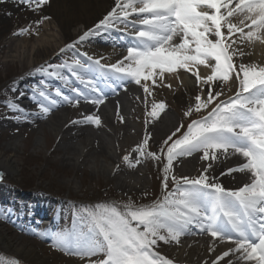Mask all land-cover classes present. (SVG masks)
I'll use <instances>...</instances> for the list:
<instances>
[{"label": "snow or ice", "instance_id": "6c2138e0", "mask_svg": "<svg viewBox=\"0 0 264 264\" xmlns=\"http://www.w3.org/2000/svg\"><path fill=\"white\" fill-rule=\"evenodd\" d=\"M17 2L39 12L49 0ZM133 15L135 19H129ZM44 19L48 17L36 23ZM114 23L134 29L125 33L127 55L122 60L106 65L84 53L91 63H81L76 58L70 64L65 61L35 69L66 82L68 78L62 70L68 69L85 89L73 87L75 95L69 96L56 88L55 96L68 104L79 105L84 100L98 107L106 99L97 82L99 74L112 91L127 81L139 85L147 104L153 88L163 85L165 74L184 70L192 73L200 85V94L184 115L191 118L194 113L206 114L191 119L186 130L173 140L184 128L183 124L179 125L164 141L160 154L148 150L149 136L146 135L134 149L138 153L136 158L123 157L130 167L137 166L142 159L160 161L161 156L165 157L164 195L160 199L148 205L105 202L86 208L77 214L71 230L51 234L53 246L81 260L87 259V264H173L157 250L159 242L179 243L181 237L198 232L211 236L214 241L234 245L213 264L230 254L244 264H264V66L237 65L234 57L244 53L233 47L237 39L264 42V0H116V6L96 28L108 29ZM29 31L30 26L20 29L18 34ZM93 31L90 29L67 48H74ZM237 33L239 36L233 39ZM201 67L207 74H200ZM233 78L238 81L237 91L220 99L223 90L214 92L213 86L227 84ZM32 98H40L38 106L44 114L58 103L47 86L34 88ZM8 106L24 111L15 102H9ZM165 108L163 102L153 101L148 115L158 118ZM73 123L99 126L101 119L99 115H87L83 121ZM195 153H202L203 161L242 157V163L221 175L246 173L249 182L237 189L225 188L219 177L209 174L212 163L196 177L176 176L174 161ZM169 180L173 182L171 190ZM101 255L103 259H92ZM0 264L20 262L14 258L0 259Z\"/></svg>", "mask_w": 264, "mask_h": 264}, {"label": "rangeland", "instance_id": "374dc122", "mask_svg": "<svg viewBox=\"0 0 264 264\" xmlns=\"http://www.w3.org/2000/svg\"><path fill=\"white\" fill-rule=\"evenodd\" d=\"M53 4L51 6L50 4H47L48 8H46V10H44L45 6H43L39 12H34L29 8L22 10L14 9L9 2L0 0V100L9 96H12L13 100H15L22 95V93L23 95L28 94L33 97V89L37 87L41 88L37 82H35V71L30 72L32 67L35 69L34 66L38 64V59L48 55L45 59L49 58L51 64L59 65L63 64L66 59L72 61L77 58L75 53H73V48H67L60 52L58 51L63 49L66 41L68 42V40L74 38L77 33L82 31L87 23H84L83 21L79 22V24L84 25L81 29L76 31L74 30V27H71L72 24L64 23V21L69 20L70 17L64 19L62 18V15L68 13L72 14L71 17H81L84 14L83 10L80 8L81 6H75L77 2L75 3L73 1V6H71L73 9H70L69 11H64V9H62L61 13H59L56 9L55 2H53ZM110 11L106 10L102 15L105 17ZM43 17H48V19H44L42 23L37 24L36 22L42 20ZM29 26L30 31L28 33L22 35L18 34L20 29L28 28ZM35 26L38 27L36 31ZM69 27L72 35L66 37L65 31L66 29L69 30ZM256 46L262 47L264 44L260 41L241 42L237 39V43L233 47H238L245 54L243 58L246 60L241 63L258 65V62L261 63L264 61L262 59L264 56L257 57L253 54ZM44 48L47 49V54L41 55V51L44 50ZM248 49L249 54H247ZM55 52L58 53L55 54ZM67 52L71 57H65L67 56ZM28 75L33 78L32 81L18 91V85L22 80L26 79ZM187 80L189 81L190 79L187 78ZM169 85L170 87H167L169 89L167 93H172L177 90L176 84L173 83V85ZM195 87L196 88L193 89L187 88V90L185 89V86L182 87L185 89L183 90L187 95L186 104L190 106L195 103V97L193 94H200V85ZM231 88L233 90H231ZM237 88L238 81L233 78L227 84L218 83L214 85L213 91H221L222 89L223 95L220 99H226L228 96L234 95ZM207 91L208 89L205 87L204 93L206 94ZM82 103L78 105L80 113L87 108L85 107L86 105ZM167 103L168 107L171 109L170 111L174 114L176 113L175 115L178 116L176 122V126L178 127L180 123V115L182 116V113L177 109L176 99H171ZM148 107L149 105H145L143 102L137 106L136 104H133V106L130 107L129 119L132 125L139 130V134L136 135L135 132L129 133L132 136L129 138L128 142H125L124 146L136 144L135 141L140 139V131L142 127L136 116L140 111L142 112ZM74 108L75 107L71 106L67 113L64 111L66 116H68L66 121L70 120L72 122L74 119L82 117V115L75 116L73 111ZM27 109L35 111L38 108L31 106ZM88 109L90 110V108ZM132 112L133 116H131ZM59 113L61 114L62 112ZM14 114L15 113L10 111V109L7 110V108L0 107V160L10 158L14 160L16 164L15 173H13V175L9 173V179L13 182H24L27 185L40 186L49 190L51 196L53 194L54 196L64 194V198L68 196V198L71 199L66 203V210L63 205H58V209L55 207L54 209L47 210V215L57 221L56 229L53 233L60 232L58 229L64 231L66 227L70 230L73 228L76 218L72 215L70 210H68L71 207H75L79 204L90 208V205H93V203L89 200H94L98 196H101V198L106 197L108 194H117V196H119V192L121 191L118 190L115 180L110 178L111 173L104 172L100 170L99 167L94 170L95 165L92 163V156L86 163L78 160L77 158L79 156L74 157L76 160H64L66 157V150L64 151L65 147L60 145L56 146L58 137H56L55 131L50 129L54 119L53 121H49V118H45L41 123H36L35 125L30 126L26 125L25 122H21V116H14ZM7 121L15 123L16 127H10ZM12 143H16V148L10 147V144ZM159 143V141L154 142V152L157 150ZM54 148L57 149L54 150ZM123 148L124 147H121L122 150H124ZM95 150L99 151L100 148L97 147ZM117 156L119 157L118 154ZM98 160L101 161L104 160V158L101 156ZM106 162L110 164L113 163L109 160ZM200 165L204 166L205 164L201 162ZM161 167L162 165H160L156 171V173L159 174L160 179L164 174L161 173ZM154 172L155 171L153 170L141 173L138 178L144 179L146 182L143 185L142 190L133 188L132 191L140 193L149 186L155 187L156 189V187H158V182L155 177L156 173ZM174 173L177 172L174 171ZM7 185L9 184L2 185V193H4V190L6 189L9 195L10 190ZM16 194L17 193L14 192V196L8 198L14 200L17 196L19 199L27 200V196L21 197L22 195ZM126 194L127 192H125L123 196L124 198H126ZM82 200H85V202ZM4 205L5 203L0 201V233L17 242L15 246L20 248V252H15V249H5V247L1 245L2 240H0V259L8 260L16 257L18 261L24 262V264H87V259L81 260L77 256L74 258L65 252L60 251L58 248L54 247L53 244H48L49 242L30 238V234L28 233H31V231L41 232L45 237L49 238L46 236L48 234L43 228L30 224L28 222L29 220L25 221L27 218L23 219L25 212L31 215L33 211L24 210L25 212H23L22 204L10 205L7 206V209ZM8 224H10V227ZM28 244H32L31 251H29V249L26 250ZM37 253L39 254L36 255ZM98 258L103 259V256L92 257L93 260ZM189 264L200 263L191 261Z\"/></svg>", "mask_w": 264, "mask_h": 264}, {"label": "bare ground", "instance_id": "6f19581e", "mask_svg": "<svg viewBox=\"0 0 264 264\" xmlns=\"http://www.w3.org/2000/svg\"><path fill=\"white\" fill-rule=\"evenodd\" d=\"M11 4V6L14 9L22 10L27 9L28 7L25 4L18 3L17 0H7ZM73 1L77 4L75 6H81L83 10V15L80 17H71L72 14H64L62 15V18H69V20H65L64 23L72 24L71 27H74L76 31L81 29V27L84 24H79V22L83 21L84 23H87L85 25L86 29L93 26L94 23L98 19L102 17V14L105 13L106 10L110 9L116 0H49L50 6L55 2L56 9L61 13L62 9L70 10L73 9L71 6H73ZM54 5V4H53ZM100 7V8H99ZM47 5H45L44 10H46ZM51 16V15H50ZM70 31V33H69ZM66 37H70L71 29L69 27V30L66 29L65 31ZM82 36L81 33H77V35L74 38H80ZM74 38L68 40L71 41ZM21 40V39H18ZM47 40V39H46ZM45 41V40H44ZM66 41V43H68ZM264 52V48L255 47L254 53L257 57H259ZM41 55L47 54V49L44 48V50L41 51ZM247 54H249L247 52ZM50 55V54H49ZM254 55V56H255ZM48 56V55H47ZM46 56V57H47ZM244 55H237L234 57V61L236 62V59L240 57V61L243 62L246 59L243 57ZM255 56V57H256ZM46 57L40 58L37 60L38 63L44 62ZM237 63V62H236ZM181 71V70H180ZM200 72L202 74L206 73L207 70L203 67H201ZM40 75V74H38ZM172 80L177 86V90L173 92L172 94H168V97L175 100L177 103V108L179 109H185L186 107V101H187V95L184 91L185 89L180 86V82L178 81L177 76L173 77L171 76ZM184 79V83L182 82V85L186 83V87L189 88H196V80H187V78L182 77ZM150 83V82H149ZM159 83V82H158ZM180 85H179V84ZM100 86V85H99ZM162 86V85H161ZM184 89V90H183ZM103 91H107L108 89H102ZM128 90V91H127ZM137 90L136 86L128 85L127 87H124L119 93L108 96L105 99V102L98 107L96 105L92 104V107L94 109H100L102 114L104 115L105 120L110 123V127L104 125L103 123H100L98 128L92 127L90 124L92 123H73L67 124V116L64 112V114H54L49 121L54 122L51 124L50 129L54 130L57 135H63L64 139L60 145L64 148V151L66 150V157L65 161L70 160H76L74 157L79 156L77 159L81 160L82 162L86 163L89 161L90 157L92 156V163L95 165L94 170H96L97 167H99L100 170L104 172L111 173V177L113 178L120 189V191H132L133 188H142L145 184L144 179L138 178L141 173H143L142 168L140 166L130 167L128 164H124L122 166L115 167L114 163L119 162V159L117 158V150L118 147H121L125 142H128L129 138L132 136L129 133L137 132L138 130L126 119L121 120L120 116L114 117V114L118 112V114H121L120 112H125L128 114L129 110V97H133V95H136L134 92ZM160 94L163 92V89H160L159 87H154L153 92ZM165 93V92H163ZM121 94H125L124 98H121ZM167 94V93H166ZM165 94H163L164 96ZM152 96V95H151ZM148 97V100L150 103H152V99ZM162 96V98H163ZM117 99L122 101H117ZM164 103V102H163ZM147 110V109H146ZM145 110V111H146ZM143 111V112H145ZM151 111V108L147 110L144 114L143 112V118L140 119V124L146 127V133L149 138L159 139L163 136L167 135V138L169 137V134L172 132H169L170 129L175 127V122L177 121L176 115L172 112L167 113H160L158 118L153 119L152 117L150 119H145V117L148 115V113ZM113 116V117H112ZM149 117V115L147 116ZM146 117V118H147ZM115 118V119H113ZM101 119V118H100ZM76 121H83V120H76ZM102 121V120H101ZM116 123H118L119 127L116 126ZM136 129V131L134 130ZM172 134V133H171ZM170 134V135H171ZM145 135V136H146ZM68 140H65V139ZM80 140H84L79 142ZM124 140V142L122 141ZM122 141V142H121ZM137 143V142H135ZM10 147L16 148V143L10 144ZM99 147L100 150L96 151L95 148ZM149 148V144H148ZM103 157L104 160L99 161V157ZM138 155H136L134 158H136ZM183 157L177 159L174 161L173 166L175 168H178L181 170L182 173L175 174L176 176H189V177H196L200 173H191L192 169L198 166L199 162L197 157L193 156H187L186 160L182 159ZM107 160L112 161L110 163L106 162ZM180 160L182 163H177V161ZM154 161V159L152 160ZM221 163L216 167L217 173H209L211 176L219 177L220 183L223 184L225 188L229 189H237L239 187H242L245 182L243 180V176H241L240 173L233 172L231 175H221L222 172H225L228 168H232L234 165H239L242 163V161L235 155V157L227 158V159H220ZM98 165H97V163ZM15 161L10 158H4L0 160V169L7 170L10 174L13 175L15 173ZM115 167V168H114ZM191 168V169H189ZM246 177L249 178L248 174H246ZM244 177V179H246ZM173 182L169 180V184H172ZM164 195V194H163ZM162 195V196H163ZM161 198V197H160ZM195 231V230H194ZM0 240L1 245L5 247V249H15V252H20V248L16 247L15 245L17 242L14 240H11L9 237H7L4 234L0 233ZM32 244H28L26 246V250L29 249V251L32 250ZM234 247V245L231 242H224L221 243L218 240L214 241L212 237H210L207 234H199L196 232V234L191 235H185L181 237L179 243H171V244H165L164 242H159L158 249L166 256L173 257L174 259H182L185 258L186 260L191 261H198L199 263L204 264H213V261L217 260V257L221 256L224 251H228L229 248ZM214 249V250H210ZM14 251V250H13ZM37 253L36 255H38ZM229 260L233 261V264H244L243 261H237L235 256H232L231 254L228 257H225L223 260H220L218 264H227ZM251 264V262H249Z\"/></svg>", "mask_w": 264, "mask_h": 264}]
</instances>
